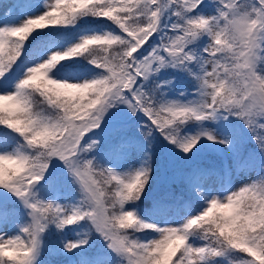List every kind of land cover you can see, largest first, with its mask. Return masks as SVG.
Masks as SVG:
<instances>
[{
  "label": "snow or ice",
  "instance_id": "1",
  "mask_svg": "<svg viewBox=\"0 0 264 264\" xmlns=\"http://www.w3.org/2000/svg\"><path fill=\"white\" fill-rule=\"evenodd\" d=\"M158 154L178 195L152 194ZM45 255L264 264V0L0 12V264Z\"/></svg>",
  "mask_w": 264,
  "mask_h": 264
},
{
  "label": "rangeland",
  "instance_id": "2",
  "mask_svg": "<svg viewBox=\"0 0 264 264\" xmlns=\"http://www.w3.org/2000/svg\"><path fill=\"white\" fill-rule=\"evenodd\" d=\"M11 3V0H0V12H3V10ZM222 162V161H221ZM157 171L159 176V181L157 185H155V191L160 190L163 188V184L170 182H176V180L173 179L174 175L178 176L179 171L178 169H173L172 166H170V161L167 157H162L159 154L157 155ZM252 177H255V174H252ZM249 179L248 174H243L240 176H237L235 173L233 174V186H239L241 183L247 182Z\"/></svg>",
  "mask_w": 264,
  "mask_h": 264
},
{
  "label": "trees",
  "instance_id": "3",
  "mask_svg": "<svg viewBox=\"0 0 264 264\" xmlns=\"http://www.w3.org/2000/svg\"><path fill=\"white\" fill-rule=\"evenodd\" d=\"M199 163L205 167H218L222 164L221 160L218 157L213 156V155H208V156L201 158ZM158 181H159V176H158ZM167 182H169L167 183V185L166 183L163 184L162 185L163 188H161L158 191L153 192L152 194L154 195L159 194L161 191H171L178 195L181 192L182 185L178 182V180H176V182H170L169 180H167ZM154 189H155V186H154ZM44 260L51 261V264H67L66 259L63 257H50V256L45 255Z\"/></svg>",
  "mask_w": 264,
  "mask_h": 264
}]
</instances>
